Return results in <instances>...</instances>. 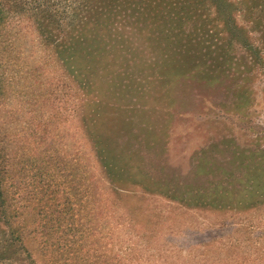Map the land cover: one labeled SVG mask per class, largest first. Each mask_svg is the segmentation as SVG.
Returning <instances> with one entry per match:
<instances>
[{
    "label": "rangeland",
    "instance_id": "374dc122",
    "mask_svg": "<svg viewBox=\"0 0 264 264\" xmlns=\"http://www.w3.org/2000/svg\"><path fill=\"white\" fill-rule=\"evenodd\" d=\"M202 1L0 0V264H264V0Z\"/></svg>",
    "mask_w": 264,
    "mask_h": 264
},
{
    "label": "trees",
    "instance_id": "16d2710c",
    "mask_svg": "<svg viewBox=\"0 0 264 264\" xmlns=\"http://www.w3.org/2000/svg\"><path fill=\"white\" fill-rule=\"evenodd\" d=\"M110 1H113V0H110ZM128 2H129V0H117L118 4H123V3H128ZM148 3H149V0H139V4H141L142 6L145 7V9H144L145 11H148V9H149L148 8ZM199 4L202 6L201 10H207V11L210 10L211 5L207 4V2L205 0L200 2ZM225 6H227V2L219 3V4H217L216 7L224 8ZM132 11H133V13H139L140 12V8L134 7ZM0 196H3L1 192H0ZM10 226H11V223L9 224V227Z\"/></svg>",
    "mask_w": 264,
    "mask_h": 264
}]
</instances>
